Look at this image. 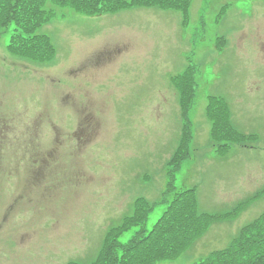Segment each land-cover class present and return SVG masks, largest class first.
<instances>
[{"label": "rangeland", "instance_id": "rangeland-1", "mask_svg": "<svg viewBox=\"0 0 264 264\" xmlns=\"http://www.w3.org/2000/svg\"><path fill=\"white\" fill-rule=\"evenodd\" d=\"M56 11L39 30L55 47L50 63L10 53L14 25L0 35V264H89L139 198L161 201L186 123L174 87L185 70L196 91L176 191L195 188L200 212L216 214L264 189V0H194L187 23L158 8ZM212 96L245 139L225 154L211 140ZM79 116L92 119L77 129ZM250 204L155 264L224 249L264 212V195ZM166 208L155 207L148 231Z\"/></svg>", "mask_w": 264, "mask_h": 264}, {"label": "trees", "instance_id": "trees-1", "mask_svg": "<svg viewBox=\"0 0 264 264\" xmlns=\"http://www.w3.org/2000/svg\"><path fill=\"white\" fill-rule=\"evenodd\" d=\"M193 1L0 0V35L14 25L9 51L33 62H47L54 58L55 48L47 36L39 34V30L54 16V11L47 8L49 3L57 7H69L86 15L114 14L132 8L156 7L162 10H177L183 14L187 23ZM174 83L180 93L186 123L183 126L181 142L168 163L171 182L166 193L172 198L161 218L149 231L145 225L154 205L139 198L133 205L132 213L107 231L100 251L89 264H155L158 261L176 259L206 233L216 219L233 218L240 209L235 208L230 214L219 216L200 213L194 189L175 191V174L181 164L189 158V146L192 141L190 122L186 119L195 97V76L189 69L174 78ZM210 102L207 115L212 121V139L220 149H217L218 153L225 154L231 143H243L245 139L235 133L229 122H226L225 118L227 119L229 114L227 105L215 97ZM223 130L225 132L221 135ZM225 142L226 144L222 145ZM262 193L264 190L258 195ZM245 203L242 206H245ZM137 227L140 228L132 237L123 242L122 236ZM195 264H264V214L244 227L226 249L212 252Z\"/></svg>", "mask_w": 264, "mask_h": 264}, {"label": "flooded vegetation", "instance_id": "flooded-vegetation-1", "mask_svg": "<svg viewBox=\"0 0 264 264\" xmlns=\"http://www.w3.org/2000/svg\"><path fill=\"white\" fill-rule=\"evenodd\" d=\"M90 119H92V118L91 117H86L85 118L83 116L82 117L79 116V119L78 118H75L76 128L78 129L80 127H84L85 124H86V122H87V120H90ZM4 124L5 123H3V129H2V134H3L4 139L7 140V143H10V141L13 142V143H15L17 141V138L16 139H13V140H9L8 138H6V135H5V129H6L5 126L6 125H4ZM0 141L2 142L3 140L0 139Z\"/></svg>", "mask_w": 264, "mask_h": 264}]
</instances>
